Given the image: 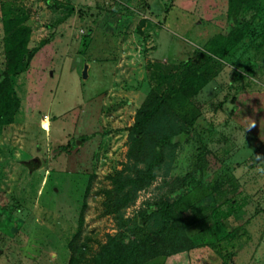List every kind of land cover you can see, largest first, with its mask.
<instances>
[{"label": "rangeland", "instance_id": "374dc122", "mask_svg": "<svg viewBox=\"0 0 264 264\" xmlns=\"http://www.w3.org/2000/svg\"><path fill=\"white\" fill-rule=\"evenodd\" d=\"M8 19L28 26L34 55L0 127V264H66L71 250L91 264L108 237L144 232L147 205L178 197L192 248L144 264H264V0H0V71ZM170 88L190 136L119 221L106 206L130 175L135 111Z\"/></svg>", "mask_w": 264, "mask_h": 264}, {"label": "trees", "instance_id": "16d2710c", "mask_svg": "<svg viewBox=\"0 0 264 264\" xmlns=\"http://www.w3.org/2000/svg\"><path fill=\"white\" fill-rule=\"evenodd\" d=\"M49 7L53 0H43ZM30 30L20 20L8 19L3 22V49L4 63L0 71V127H5L13 122L19 101L15 95L13 84L15 78L23 73L34 55L32 49L27 48ZM242 38V31L235 30L226 37L225 46L238 43ZM188 65L187 62L181 64ZM182 92V89L170 88L160 94L150 91L135 111L133 124L128 130V146L126 159L129 166L123 175L119 172L112 180L111 196L106 209L108 214L118 216L120 209L130 204L134 195L147 187L155 179L161 167L172 161L175 150L190 136L193 126L192 120H183L177 117L170 104ZM204 149L198 153L195 162H201ZM22 166L29 172L37 168V159L21 161ZM197 168V167H196ZM189 174L180 178L176 187L180 190L188 187ZM212 190H209L211 193ZM112 197V200H110ZM183 197H178L170 202L165 198L157 203L147 205L135 220V229L140 227L144 232L135 235L133 229L125 228L132 238L124 235L108 237L91 264H144L158 257L167 256L187 251L192 248V243L184 234L180 215V206ZM75 250L66 264H80Z\"/></svg>", "mask_w": 264, "mask_h": 264}, {"label": "water", "instance_id": "95a60500", "mask_svg": "<svg viewBox=\"0 0 264 264\" xmlns=\"http://www.w3.org/2000/svg\"><path fill=\"white\" fill-rule=\"evenodd\" d=\"M86 72H87V65L83 64L82 65V71H81V79L82 80L86 79V76H87Z\"/></svg>", "mask_w": 264, "mask_h": 264}]
</instances>
